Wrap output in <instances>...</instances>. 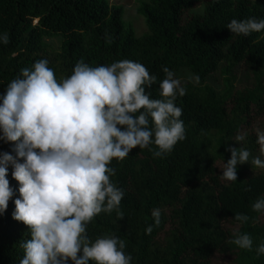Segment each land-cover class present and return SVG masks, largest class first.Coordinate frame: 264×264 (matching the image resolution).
Listing matches in <instances>:
<instances>
[{"label":"trees","instance_id":"16d2710c","mask_svg":"<svg viewBox=\"0 0 264 264\" xmlns=\"http://www.w3.org/2000/svg\"><path fill=\"white\" fill-rule=\"evenodd\" d=\"M200 7L202 14L193 13ZM138 12L149 29L144 37L125 23L124 8L111 0H0V33L9 36L7 45L0 44V96L22 68L43 59L58 81L81 60L90 67L139 62L157 77L146 89L152 99L162 98L163 68L175 76L190 70L193 82H181L186 94L175 101L182 109L185 140L163 157L137 147L123 161L114 159L110 179L124 193L123 218L101 212L86 234L92 242L104 235L124 240L131 264H264V255L255 252L264 242V214L251 207L264 197V169L238 167L236 182L220 176L232 144L260 153L255 129L264 130V33L235 35L227 25L233 19L264 18V0H149ZM56 39L58 48L48 43ZM218 73L225 76L221 91L207 84ZM242 73L245 82L236 84ZM244 133V140L236 141ZM12 148L0 140V153L15 157ZM12 170L9 165L14 196L0 215V264H19L20 243L31 239L28 226L13 219L14 200L20 197ZM156 208L159 226L151 215ZM237 213L250 219L237 222ZM237 231L251 236L252 251L231 243Z\"/></svg>","mask_w":264,"mask_h":264},{"label":"clouds","instance_id":"9594fccd","mask_svg":"<svg viewBox=\"0 0 264 264\" xmlns=\"http://www.w3.org/2000/svg\"><path fill=\"white\" fill-rule=\"evenodd\" d=\"M227 28L235 35L264 33V18L233 19ZM9 36L0 33V44ZM47 59L22 68L0 96V140L12 143L15 157L0 153V215L4 214L14 190L9 185L8 167L19 183L13 219L28 226L30 240H23L19 264H131L124 240L115 235L88 239L86 229L101 212L120 210L124 193L111 177V162L123 161L135 149H148L163 157L186 138L177 97L186 94L175 73L163 68L161 99H152L146 89L157 81L145 66L130 60L90 67L79 61L72 74L57 80ZM199 81V76L195 77ZM257 144L264 155V130L255 129ZM246 133L238 134L243 141ZM152 145L156 146L153 150ZM231 159L224 163L222 179L236 182L238 165L248 164L250 152L230 147ZM251 164L264 169V161ZM264 214V197L251 205ZM155 225L161 210L151 213ZM235 221L250 217L235 214ZM152 226L146 228L152 232ZM231 243L252 251L247 233L235 232ZM264 255V242L255 248Z\"/></svg>","mask_w":264,"mask_h":264},{"label":"rangeland","instance_id":"374dc122","mask_svg":"<svg viewBox=\"0 0 264 264\" xmlns=\"http://www.w3.org/2000/svg\"><path fill=\"white\" fill-rule=\"evenodd\" d=\"M149 0H111L112 5L123 7L125 10L124 14V21L127 25L132 26L136 35L138 37H144L148 35L149 29L146 24V21L143 16L140 15L138 12L139 9L143 6L144 3H147ZM204 8L200 7L193 11L195 14H202ZM49 44L53 45L55 48H58L60 45V41L58 39L48 41ZM176 77L181 80V82H193V74L188 69H182L179 72H176ZM244 74L238 76L236 84H240L241 82H245ZM207 84L216 91H221L225 85V76L218 73L214 76H211ZM234 148H240L237 143L231 145ZM230 152V151H229ZM231 156V152H230ZM259 157L260 159L264 157L261 153L258 154H251L248 164L238 165L239 169L242 172H247L250 167L253 165L251 164L252 158Z\"/></svg>","mask_w":264,"mask_h":264}]
</instances>
